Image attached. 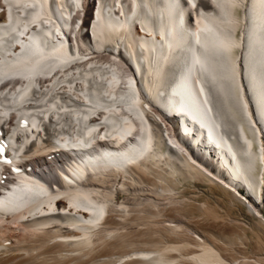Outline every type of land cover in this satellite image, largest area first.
<instances>
[{
    "label": "bare ground",
    "instance_id": "6f19581e",
    "mask_svg": "<svg viewBox=\"0 0 264 264\" xmlns=\"http://www.w3.org/2000/svg\"><path fill=\"white\" fill-rule=\"evenodd\" d=\"M32 170L89 191L14 187L0 264H264V0H0V189Z\"/></svg>",
    "mask_w": 264,
    "mask_h": 264
},
{
    "label": "rangeland",
    "instance_id": "374dc122",
    "mask_svg": "<svg viewBox=\"0 0 264 264\" xmlns=\"http://www.w3.org/2000/svg\"><path fill=\"white\" fill-rule=\"evenodd\" d=\"M180 189L185 192L184 198H193L195 208L193 209L194 217L202 216L203 204H208L211 207L217 209V213L220 218H223L228 209L232 210L233 217L239 219L243 223L248 234L251 236L252 223L254 217L247 213L245 207L242 204H236L235 206L229 204V198L223 193V191L214 185L200 181H182ZM255 237V235H254ZM252 249V248H251Z\"/></svg>",
    "mask_w": 264,
    "mask_h": 264
}]
</instances>
